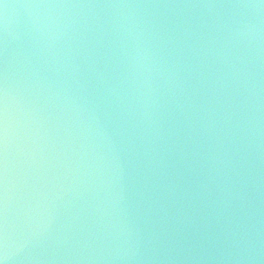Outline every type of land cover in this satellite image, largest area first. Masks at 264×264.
<instances>
[{"label": "water", "instance_id": "water-1", "mask_svg": "<svg viewBox=\"0 0 264 264\" xmlns=\"http://www.w3.org/2000/svg\"><path fill=\"white\" fill-rule=\"evenodd\" d=\"M5 83L16 264H167L121 257L167 245L155 238L161 204L173 220L181 205L209 211L166 198L163 186L173 179L191 194L212 147L233 153L236 212L251 241L233 264H264L260 0H0L3 101ZM2 156L4 165V145ZM180 236L209 256L223 246Z\"/></svg>", "mask_w": 264, "mask_h": 264}, {"label": "clouds", "instance_id": "clouds-1", "mask_svg": "<svg viewBox=\"0 0 264 264\" xmlns=\"http://www.w3.org/2000/svg\"><path fill=\"white\" fill-rule=\"evenodd\" d=\"M264 5V0H260ZM121 7H130V5H122ZM246 7H256V5H246ZM242 34V32L240 33ZM4 146H5V163H4V193H3V213L0 220V264H16L19 259V251L13 250V244L10 239V220L9 205L7 193V139H8V91L7 84L4 88ZM230 117L225 116V120ZM215 129V117L212 113L207 114L204 124V132L212 133ZM203 134V133H202ZM189 134V139H191ZM219 136L217 141L219 142ZM210 154L206 157L208 162L207 174L196 184L191 194L184 191L178 181L168 179L163 186V191L167 192L166 198L173 201L188 200L189 206L192 202L199 201L200 206L209 211L198 216L181 205L177 209V216L171 219L168 216L167 208L164 204L160 205V211L163 212L162 222L160 223V231L155 233V238L159 242L161 236L167 241V245L161 244L159 249H155L158 253L151 257H145L140 254L137 247L135 253L130 256L121 257L131 261H149V262H167V264H177L178 261H192L193 264H203L208 260H220L225 264H233L245 259L244 253L250 250L251 241L244 230L236 212L235 201L240 199L239 190L236 189L233 176L229 173H236L233 163V153L225 148L222 152L218 151V147L209 149ZM198 154V153H195ZM181 159H186L181 155ZM163 164L161 167L163 168ZM203 173V169H201ZM180 175V173H177ZM165 176L168 173H164ZM214 186V188H213ZM155 190V189H153ZM213 191L215 195H213ZM174 223L175 228L169 232L167 225ZM191 230L194 235L198 234L201 242L211 240L214 244L219 243L223 246L218 249L217 256H209L203 247L196 251V245L185 247L181 240V233ZM180 236L178 239L177 237ZM163 252V254H159ZM173 252L176 254L174 255Z\"/></svg>", "mask_w": 264, "mask_h": 264}, {"label": "snow or ice", "instance_id": "snow-or-ice-1", "mask_svg": "<svg viewBox=\"0 0 264 264\" xmlns=\"http://www.w3.org/2000/svg\"><path fill=\"white\" fill-rule=\"evenodd\" d=\"M3 145H4V103L2 94H0V220H2L3 213V192H2V181L4 176V165H3Z\"/></svg>", "mask_w": 264, "mask_h": 264}]
</instances>
